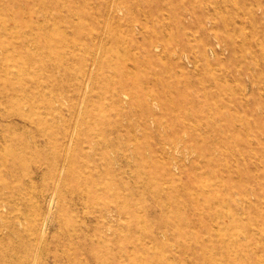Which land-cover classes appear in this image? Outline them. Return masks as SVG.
Returning <instances> with one entry per match:
<instances>
[{"label":"rangeland","instance_id":"obj_1","mask_svg":"<svg viewBox=\"0 0 264 264\" xmlns=\"http://www.w3.org/2000/svg\"><path fill=\"white\" fill-rule=\"evenodd\" d=\"M99 1L0 0V264H264V0Z\"/></svg>","mask_w":264,"mask_h":264},{"label":"bare ground","instance_id":"obj_2","mask_svg":"<svg viewBox=\"0 0 264 264\" xmlns=\"http://www.w3.org/2000/svg\"><path fill=\"white\" fill-rule=\"evenodd\" d=\"M100 1H101V0H100ZM100 1H99V2H100ZM105 1H106V0H105ZM108 1H109V0H108ZM168 1H169V0H168ZM93 2H94V1H93ZM93 2H92V3H93ZM102 2H103V1H102ZM109 2H110V1H109ZM120 2H121V1H120ZM49 3H50V2H49ZM106 3H108V2L106 1ZM170 3H171V2H170ZM171 4H173V3H171ZM180 4H181V3H179V5H180ZM184 4H185V3H184ZM259 4H260V3H259ZM20 5H21V4L19 3V6H20ZM159 5H160V4H159ZM159 5L156 4V6H159ZM154 7H155V5H154ZM171 7H172V5H171ZM54 8H55V7H54ZM157 8H158V7H157ZM172 8H173V7H172ZM80 9H82V8L80 7ZM83 9H84V7H83ZM153 9H154V8H153ZM157 10H158V9H157ZM159 10H160V9H159ZM82 11H83V10H82ZM153 11H154V10H153ZM13 12H14V11H13ZM153 13L156 14V12H153ZM20 14H21V13H20ZM55 14H56V13H55ZM18 15H19V14H18ZM42 15H43V14H42ZM98 15H99V14H98ZM100 15H101V14H100ZM14 16H15V15H14ZM19 16H20V15H19ZM44 16H45V15H44ZM61 16H62V15H61ZM74 16H75V15H74ZM81 16H82V15L80 14V17H81ZM11 17H13L12 14H11ZM59 17H60V16H59ZM19 18H20V21H22V22L24 23V19H23V17L20 16ZM86 18H87V17H86ZM86 18H85V19H86ZM88 18H89V17H88ZM13 19H14V17H13ZM81 19H82V18H81ZM83 19H84V18H83ZM89 19H90V18H89ZM94 19H95V15H94ZM68 20H70V19H68ZM86 20H88V19H86ZM27 21L34 22V19H33L32 16L30 17V15H29V16L27 17ZM16 22H17V20L15 19V23H16ZM42 22H43V21H42ZM70 22H71V21H70ZM88 22H89V21H88ZM92 22H93V21H92ZM92 22H91V23H92ZM85 25L88 26V24H85ZM9 26H10V25H9ZM12 26H13V25H12ZM73 26H74V25H73ZM84 28H85V27H84ZM86 30H87V29H86ZM79 31H80V30H79ZM79 31H77V32H79ZM76 35H77V34H76ZM84 35H85V33H84ZM71 40H72V39H71ZM77 40H78V39H77ZM68 41H70V40L66 38V39H65V42H68ZM72 41H73V40H72ZM79 41H80V40H79ZM77 42H78V41H77ZM80 42H82V41H80ZM80 42H79V43H80ZM72 43H73V42H72ZM75 44H76V43H75ZM83 44H85V42H82V45H83ZM76 45H77V44H76ZM71 46H73V44H72ZM79 46H80V45H79ZM154 46H158V45L150 44V45L147 46V48H148V49H151V48L154 47ZM145 49H146V46H145ZM152 55L155 56L154 53H153ZM125 56H126V55H125ZM6 57H7V56H6ZM42 57H43V56H42ZM121 57H122V56H121ZM123 58H124V57H123ZM19 61H20V60H19ZM15 63H16V62H15ZM4 64H5V63H4ZM42 64H43V63H42ZM123 64H124V63H123ZM6 67H7V66H6ZM45 67H46V66H45ZM118 68H120V66H118ZM86 70H87V69H86ZM119 70H120V69H119ZM2 71H4V70H2ZM25 71H26V70H25ZM86 72L88 73V71H86ZM22 73H23V72H22ZM22 75H23V74H22ZM28 76H29V75H28ZM12 78H13V77H12ZM22 79H23V78H22ZM36 79H37V78H36ZM87 79H88V77H87ZM32 80H34V78H33ZM121 84H122V82H121ZM21 85H22V84H21ZM125 86H126V83H125ZM134 87H135V86H134ZM137 88H138V87H137ZM121 89H122V88H121ZM134 90H135V89H134ZM133 92H134V91H133ZM84 94H85V93H84ZM116 94H117L116 96H118V97L121 96V95L118 94V93H116ZM156 94H157V93H156ZM137 95H138V94H137ZM114 98H115V97H114ZM119 98H120V97H119ZM183 102H184V101H183ZM143 103H145V104H146V107L149 108V106H148L149 104H148L147 102H144V101H143ZM181 103H182V102H181ZM181 103H179V104H181ZM182 104H183V103H182ZM178 107H180V106L178 105ZM150 114L152 115V117H154L153 112H151ZM88 119H89V118H88ZM246 121H247V120H246ZM146 127H147V126H146ZM184 140L186 141V139H184ZM249 140H250V139H249ZM249 140H248V141H249ZM172 141H173V140H172ZM166 143H167V141H166ZM169 143H170V142L168 141V144H169ZM68 145H69V144H68ZM68 149H69V148H68ZM67 151H68V150H67ZM73 154H74V153H73ZM63 159H64V158H63ZM65 160H66V159H65ZM58 179H59V178H58ZM203 181H204V180H203ZM203 181H202V182H203ZM193 182H194V181H193ZM197 183H198V182H197ZM208 183H209V182H208ZM203 185H204V184H203ZM231 185H232V184H231ZM233 185H234V184H233ZM235 185H236V184H235ZM200 186H201V185H200ZM202 187H203V186H202ZM205 188H206V187H205ZM206 189H207V188H206ZM224 190H225V189H224ZM224 190H223V191H224ZM236 190H237V189H236ZM226 191H227V190H226ZM228 191H230V190H228ZM112 192H113V191H112ZM213 192H215V191H213ZM220 192H221V191H220ZM230 192H231V191H230ZM57 193H58V191H57ZM237 193H238V192H237ZM214 194H216V193H214ZM219 195H221V193H220ZM233 195H234V194H233ZM221 196H222V195H221ZM215 197L217 198V196H215ZM219 197H220V196H219ZM224 197H225V195H224ZM0 198H1V197H0ZM225 198H226V197H225ZM225 198H224V199H225ZM240 198H242V197H240ZM197 199H198V198H197ZM197 199H196V200H197ZM233 200H234V199H233ZM240 200H241V199H240ZM225 201H226V200H225ZM241 201L243 202V200H241ZM195 202H196V201H195ZM205 202H206V201H205ZM121 203H122V202H121ZM199 203H200V202H199ZM208 203H209V201H208ZM222 203H223V201H222ZM240 203H241V202H240ZM194 204H195V203H194ZM241 204H242V203H241ZM241 204H240V205H241ZM196 205H197V204H196ZM199 205H200V204H199ZM199 205H198V206H199ZM224 205H225V204H224ZM236 205H237V204H236ZM0 206H1V205H0ZM194 206H195V205H193V207H194ZM226 206H227V205H226ZM2 207H3V206H2ZM242 207H243V206H242ZM199 208H200V207H199ZM199 208H198V210L200 211ZM193 209L195 210V208H193ZM243 209H244V208H243ZM199 211H198V212H199ZM195 213L197 214L196 211H195ZM199 213H200V212H199ZM197 215H199V214H197ZM195 216H196V215H195ZM199 218H200V217H199ZM199 218H198V219H199ZM198 219H197V220H198ZM207 223H208V222H207ZM234 223H235V222H234ZM214 225H215V223H214ZM216 226H217V225H216ZM216 226H215V227H216ZM158 228H159V227H158ZM229 229H230V228H229ZM160 232H161V230L159 229L158 233H160ZM216 233H217V232H216ZM180 234H182V233L180 232ZM122 236H123V235H122ZM220 239H221V238H220ZM220 239H219V240H220ZM181 246H182V245H181ZM185 246H186V245H185ZM198 246H199V245H198ZM190 247H191V246H190ZM201 247H202V246H201ZM220 247H221V246L219 245V248H220ZM180 248H181V247H180ZM192 248H193V247H192ZM202 248H203V247H202ZM183 249H186V250H187L188 248H183ZM194 249H196V248L194 247ZM204 249H205V248H204ZM180 250H181V249H180ZM209 250H210V249H209ZM209 250H208V251H209ZM181 251H182V250H181ZM184 251H185V250H184ZM195 251H196V250H194V252H195ZM191 253H192V252H191ZM192 254L195 255L196 253H192ZM196 255H197V254H196ZM210 257H211V256H210ZM213 257H214V256H213ZM211 258H212V257H211ZM215 258H216V257H215ZM225 258H226V257H225ZM225 258H224V260H225ZM128 259H129V258H128ZM219 259H220V257H219ZM208 262H209V261H208ZM221 262H222V259H221ZM259 262H260V261H259ZM219 263H220V262H219ZM216 264H217V261H216Z\"/></svg>","mask_w":264,"mask_h":264}]
</instances>
